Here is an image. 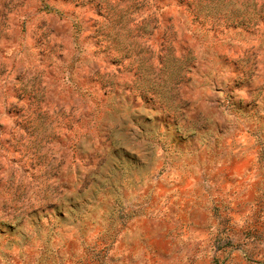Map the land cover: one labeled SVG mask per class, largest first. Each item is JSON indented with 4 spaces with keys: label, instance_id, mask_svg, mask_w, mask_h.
<instances>
[{
    "label": "rangeland",
    "instance_id": "374dc122",
    "mask_svg": "<svg viewBox=\"0 0 264 264\" xmlns=\"http://www.w3.org/2000/svg\"><path fill=\"white\" fill-rule=\"evenodd\" d=\"M120 3L0 0V196L11 207L50 179L80 176L107 143L115 103L151 113L156 88L170 87L194 112L207 38L232 34L241 56L224 55L260 72L249 47L264 48L260 0ZM231 106L226 121L190 127L174 113L167 158L124 166L99 220L70 230L56 211L33 243L22 220L0 215V264H264V90L250 86Z\"/></svg>",
    "mask_w": 264,
    "mask_h": 264
},
{
    "label": "clouds",
    "instance_id": "9594fccd",
    "mask_svg": "<svg viewBox=\"0 0 264 264\" xmlns=\"http://www.w3.org/2000/svg\"><path fill=\"white\" fill-rule=\"evenodd\" d=\"M100 2L105 8L119 10L125 7L120 0ZM260 5L264 7V0H260ZM256 40L259 44H264V25H260ZM253 43L255 41H250L249 47L257 52L260 63V72L254 78L239 59L233 61L224 55L227 49H233L237 58L241 56V49L236 46L232 34H225L217 40L207 38L204 47L208 51L202 63V68L207 71H202L201 78L196 82L194 112L183 104L182 93L177 94L178 90L170 87L156 88L157 100L152 102L151 113L144 112L142 106L135 104L115 103L104 121L109 129L107 143L103 148L92 149L95 156L89 160L86 170L81 166L80 176L71 177L70 174L67 180L63 177L50 179L29 192L22 206L16 208L10 206L7 194L0 196V208L4 204L9 205L0 215L9 218L10 213L17 220H22L18 231L33 243L41 237L45 217L56 211L64 214L70 230L72 227H79L92 216L99 220L103 215L100 205L110 198L109 191L124 184V166L135 161L133 167H147L149 160L167 158L168 142L176 137L179 128V123L173 118L174 113L179 121L189 127L205 118L226 121L232 112V102L246 97L250 86L264 90V48L253 47ZM97 63L99 65L102 61ZM86 72V68L77 69V74ZM105 75L107 78V74ZM137 87H143V84L138 83ZM137 153L147 156L148 159L138 158ZM50 203H58L61 207L50 209L47 207ZM73 209L77 211L74 212ZM26 210L32 211V215H27Z\"/></svg>",
    "mask_w": 264,
    "mask_h": 264
}]
</instances>
